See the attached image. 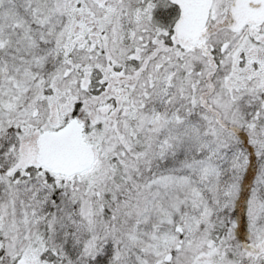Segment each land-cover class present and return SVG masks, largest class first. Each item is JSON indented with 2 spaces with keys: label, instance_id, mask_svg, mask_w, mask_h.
Returning a JSON list of instances; mask_svg holds the SVG:
<instances>
[{
  "label": "snow or ice",
  "instance_id": "obj_1",
  "mask_svg": "<svg viewBox=\"0 0 264 264\" xmlns=\"http://www.w3.org/2000/svg\"><path fill=\"white\" fill-rule=\"evenodd\" d=\"M0 264H264V0H0Z\"/></svg>",
  "mask_w": 264,
  "mask_h": 264
}]
</instances>
